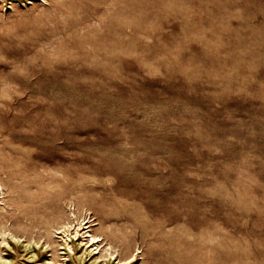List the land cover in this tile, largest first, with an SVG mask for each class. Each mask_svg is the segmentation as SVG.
<instances>
[{
	"label": "rangeland",
	"instance_id": "374dc122",
	"mask_svg": "<svg viewBox=\"0 0 264 264\" xmlns=\"http://www.w3.org/2000/svg\"><path fill=\"white\" fill-rule=\"evenodd\" d=\"M0 185V264H264V0H0Z\"/></svg>",
	"mask_w": 264,
	"mask_h": 264
},
{
	"label": "bare ground",
	"instance_id": "6f19581e",
	"mask_svg": "<svg viewBox=\"0 0 264 264\" xmlns=\"http://www.w3.org/2000/svg\"><path fill=\"white\" fill-rule=\"evenodd\" d=\"M24 1V0H23ZM7 165V164H6ZM11 165V164H10ZM9 165V166H10ZM1 186V185H0ZM162 201V200H161ZM171 205V204H170ZM38 212H41V209H39V210H37V209H35V210H33V213H38ZM49 218V217H48ZM80 220V219H79ZM90 220V219H89ZM84 223V222H83ZM83 223H74V224H66L64 227V229L63 230H61V231H59L60 233H63V235H62V238H63V240H64V242H65V244L67 245V246H69L70 245V242L71 241H73L74 240V238H76V237H78V236H81L82 237V240H84L86 237H89V242H90V244L88 245V247L89 246H94V245H96L97 247L96 248H98L99 247V242L100 241H102L103 239H101V237L100 236H98V235H94V234H92V233H90L89 231L91 230V229H88L91 225H87L86 223L85 224H83ZM84 225V226H83ZM20 227L22 228V226L20 225ZM85 229H88V230H85ZM82 230H84V231H82ZM7 232V231H6ZM61 235V234H60ZM112 236H113V234H112ZM108 241V240H107ZM85 245V244H84ZM26 246V245H25ZM70 246H72V245H70ZM109 246V245H108ZM94 248V247H93ZM100 248V247H99ZM34 249V248H33ZM70 249H72L73 250V248H70ZM83 249H85V248H83ZM108 249H110V248H108ZM63 250V249H62ZM100 250V249H99ZM24 252V251H23ZM117 252V251H116ZM78 253V252H77ZM100 253V252H99ZM119 253V252H118ZM64 254V253H63ZM110 254H113V252H111ZM65 255V254H64ZM115 255V254H114ZM9 256V255H8ZM110 257V256H109ZM132 258V257H131ZM130 258V259H131ZM3 259V258H2ZM65 259H66V257H65ZM97 259H99V258H97ZM8 260H10V257L8 258ZM47 261V260H46ZM93 261H95V260H93ZM192 261V260H191ZM92 262V261H91ZM107 263H108V261H106ZM197 262V261H196ZM20 263V262H19ZM26 263V262H25ZM70 263V262H69ZM90 263V262H89ZM88 263V264H89ZM93 263V262H92ZM91 263V264H92ZM113 263H115V262H113ZM21 264V263H20ZM24 264V263H23ZM29 264H31V263H29ZM52 264V263H51ZM95 264H98V263H95ZM192 264V263H191Z\"/></svg>",
	"mask_w": 264,
	"mask_h": 264
}]
</instances>
